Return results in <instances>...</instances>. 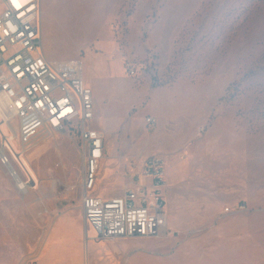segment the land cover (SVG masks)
Segmentation results:
<instances>
[{"label": "rangeland", "instance_id": "obj_1", "mask_svg": "<svg viewBox=\"0 0 264 264\" xmlns=\"http://www.w3.org/2000/svg\"><path fill=\"white\" fill-rule=\"evenodd\" d=\"M93 5L98 17L91 30L80 26V18L93 22V14L80 13V0L48 2L41 23L46 59H82L86 77L91 73L89 50L99 53L98 47L112 43L123 55V65L116 56L110 60L118 77L150 89H172L178 83L182 99L197 102V116L190 120L197 128L188 141L175 139L173 150L183 151L182 158L202 151L223 155L214 162L204 158L202 171L169 172L181 182V196L185 201L203 197L206 214L213 199L220 200L223 212H242V220L264 212V0H98ZM80 33L89 34L81 38ZM126 62L135 77L126 73ZM152 104L112 99L103 107L118 122L127 119L130 125L119 132V125L113 124L115 130L106 134L110 158L99 165L98 179L105 189L101 197L113 189L121 191L116 182L122 184V175L136 172L128 165L125 172L117 167L120 156L137 164L166 143L147 138L145 118ZM6 120L0 117V145L17 129L15 120L5 125ZM216 120L233 123L228 127L232 137L225 125L211 131ZM13 147L19 151L17 141ZM11 163L23 180L29 174L33 182L27 192H20L0 164V264H96L92 245L87 252L76 227L68 233L57 230L62 219L80 221L82 212L84 154L78 131H42L20 160ZM189 218L177 223L193 222ZM177 231L133 241L130 262L122 264H166L195 256L194 241L203 229ZM164 257L168 259L163 263Z\"/></svg>", "mask_w": 264, "mask_h": 264}, {"label": "built area", "instance_id": "obj_2", "mask_svg": "<svg viewBox=\"0 0 264 264\" xmlns=\"http://www.w3.org/2000/svg\"><path fill=\"white\" fill-rule=\"evenodd\" d=\"M40 19V0H0V117L17 122L15 135L5 137L0 145V164L17 189L25 192L33 179L25 170L28 177L23 180L11 160H20L40 132L74 128L84 154L81 207L85 226L94 233L90 239L112 242L170 235L163 195L166 166L161 156L129 164L136 172L129 176L123 195L103 198L94 194L106 148L103 134L93 127V92L85 84L81 59L44 58ZM124 66L128 76L135 77L132 65L126 62ZM145 122L156 126L153 118ZM16 141L18 152L13 147Z\"/></svg>", "mask_w": 264, "mask_h": 264}, {"label": "crops", "instance_id": "obj_3", "mask_svg": "<svg viewBox=\"0 0 264 264\" xmlns=\"http://www.w3.org/2000/svg\"><path fill=\"white\" fill-rule=\"evenodd\" d=\"M49 1L50 0H40V25L42 23L44 10ZM97 1L98 0H92L90 4L89 2L86 3V1L80 0V13L93 14L91 17L93 22H90V20L84 21L80 18V26L88 25V28L92 30L96 18L98 17L96 15L97 9L93 8V6H95L93 5L94 2L97 4ZM57 9L61 10L59 8ZM88 34L89 33H80V37L83 38L84 35ZM97 51L99 53L95 50H89L88 67L91 73L86 77L83 73L85 84L87 87L91 88L93 92L95 116L93 127L103 134L106 142V134L115 130L112 126L115 124L119 125L120 132L124 129L122 127L123 125H130V123L127 119H122L118 122V119H114L111 113L104 112L103 107L105 104H109L112 99L126 103H134L144 99L152 101V112L147 115L146 118L155 119L156 126L151 128L145 122L148 133L147 138L151 142L161 140L163 143L166 141V143L163 144V147L157 145L155 150H151L144 158L152 155L162 156L168 167L166 170V186L163 192L166 203L167 230L171 233L178 229L180 233L189 234V232L193 230L203 229V232H198L199 235L194 241L196 243V247L194 248L196 252L194 254L195 256L192 257L191 255L190 257L192 258L189 257L186 260L174 259L172 263H168L170 261H167L168 258L164 257L160 258L162 262L164 263L167 261L168 264H264V212L250 213L247 215V219L242 220V212H223L221 210L220 200L213 199L211 201L209 200L211 212H207L206 214L204 212L205 199L203 197H194L193 199L186 198L187 201H185L181 196V182L173 180L174 178L169 175V172L179 171L181 169H185L186 173L191 171H202L203 166L206 165L203 161L204 158L209 159V162H214L213 159L223 156L212 151H202L198 152V154L191 153L190 157L184 156V158H182L181 152L183 153V151H175L172 148V143L175 139L180 138L184 141H188L192 135L195 134L197 125L190 120H194L197 116V102L182 99L181 86L178 83L174 84L172 89H150L146 84L144 86H136L134 83L135 80L126 76L118 77V73L115 72L110 61L113 56H116L123 65V55L116 44L110 43L105 47H98ZM44 58L46 59L45 56ZM82 62L85 71V62L83 60ZM109 115L110 118L108 117ZM101 118L105 122L104 124L99 123ZM232 124L233 123H229L225 125L220 120H216L212 124L211 131L215 132L222 130L225 125L226 133L232 137V132L228 130V127H230V129L234 127ZM221 141L224 142V139L222 138ZM105 148V159L109 160L108 142L105 143ZM128 163L125 156H120L119 162L116 165L117 167H123V172H125L127 165L130 168ZM129 178L130 177H126V175H122V184H120L119 181L116 182V185H120L121 191L116 192L113 189V192H110L108 195L106 194L104 198L123 195L125 189L129 185ZM101 183V180L97 178L94 194L99 197H101L105 191V189H102L103 186ZM185 206L189 207L185 208ZM209 210L210 208L207 209V211ZM184 218L187 221L189 218V220H193V222L177 223L178 220H184ZM57 227L60 233H68L71 229L76 227L79 233L78 237H80V240H78L80 243L83 242L87 252L89 251V246L92 245L91 259L96 264H122L123 262L127 263V261L129 263L133 253L131 249L133 241L154 240L121 239L112 242H95L90 239L94 236V233L90 228L85 226L83 211L80 215V221L76 220L74 222L70 218H65L59 222ZM61 229L63 231H61Z\"/></svg>", "mask_w": 264, "mask_h": 264}, {"label": "bare ground", "instance_id": "obj_4", "mask_svg": "<svg viewBox=\"0 0 264 264\" xmlns=\"http://www.w3.org/2000/svg\"><path fill=\"white\" fill-rule=\"evenodd\" d=\"M79 35H80V34H79ZM7 121H8V120L5 121V123H4L5 125H7ZM9 127H10V126H9ZM0 131L2 132V129H1V128H0ZM11 131H12V129H11ZM16 131H17V129H16ZM16 131H12L11 133L15 135ZM3 141H4V139H3ZM2 149H3L2 146H0V151H2ZM31 185H32V184H29L28 187L26 186L27 190H26L25 192H27V191L30 189V186H31ZM25 192H24V193H25Z\"/></svg>", "mask_w": 264, "mask_h": 264}]
</instances>
